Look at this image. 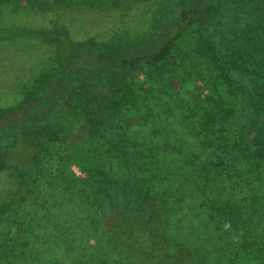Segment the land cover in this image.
I'll return each mask as SVG.
<instances>
[{
    "label": "trees",
    "instance_id": "1",
    "mask_svg": "<svg viewBox=\"0 0 264 264\" xmlns=\"http://www.w3.org/2000/svg\"><path fill=\"white\" fill-rule=\"evenodd\" d=\"M4 1L14 8L24 5L48 11L72 5L97 6L103 0ZM221 1L161 0L149 28L134 40H123L118 35L106 43L92 38L73 41L63 26L29 31L30 36L53 48V66L33 79L19 101L0 109V174L15 170L13 185L0 197V215L15 217L16 209L30 197L47 211L46 222L62 234L71 223L59 222L54 213L88 204L95 208L105 243L118 259L116 263L110 260L101 264H134L130 260H137L135 264H174L148 247L157 245L158 239L163 242L167 236L171 216H166L165 196L171 179L161 174L163 164L149 153L150 149H144L148 155L140 145L121 137V123L132 125L143 105L138 93L143 84L136 82L142 69H162L173 54L176 58L208 59L232 100L245 94L243 83L231 77L236 67L234 57L220 52L210 29L216 24ZM257 29L264 37V9ZM255 58L250 69L253 99L252 117L246 126L248 137L234 133L233 109H226L221 126L224 142L220 158L213 164L215 168L232 170L243 165L247 173L254 174L264 167V53ZM167 73L161 71L160 79L157 75L147 78L144 85L150 93H160L159 82L167 80ZM148 105L151 108V102ZM212 119L211 114H206L202 127L207 128ZM179 132L186 134L188 130L183 127ZM52 146L62 149L64 155L55 158L46 150ZM71 166L84 173V178L79 180ZM47 183L56 185L55 192L44 196ZM196 205V216L198 212V217L208 215L214 219L215 234L224 239L223 250L232 254L234 264H255V253L259 255L256 264H264V249L254 246L250 235L251 222L259 212L252 204L225 201L205 213ZM159 210L164 211L162 216ZM32 229L34 226L28 230ZM121 229L133 230L136 242L120 238L117 230ZM60 239H55V246L72 252L74 241ZM165 245L172 256L179 254L175 259L204 264L202 256L192 260L189 249L181 244H176V250L167 241Z\"/></svg>",
    "mask_w": 264,
    "mask_h": 264
},
{
    "label": "rangeland",
    "instance_id": "2",
    "mask_svg": "<svg viewBox=\"0 0 264 264\" xmlns=\"http://www.w3.org/2000/svg\"><path fill=\"white\" fill-rule=\"evenodd\" d=\"M160 1L103 0L97 6L72 5L45 11L24 5L14 8L0 0V109L19 101L33 79L53 66V48L40 38L30 36L29 31L63 26L73 41L92 38L106 43L118 35L123 40H134L149 28ZM263 9L264 0H222L216 24L210 28L220 52L234 57L236 67L231 77L243 83V96L232 100L226 84L205 58H176L173 54L164 61L162 69L143 68L136 79L138 85L143 84L142 91L138 92L143 105L132 125L121 123L120 132L130 143L140 145L143 150L150 149L149 153L163 164L161 174H168L171 179L165 196V210L169 213L165 215L171 216L167 236L163 242L158 239L157 245L148 246L167 262L189 264L182 258L175 259L179 254L172 256L171 250L166 249V241L170 246L173 244L172 250L177 249L176 244L187 247L194 261L202 256L204 264L235 262L232 254L223 250L224 239L215 234L214 219L208 215L198 217L197 211L195 215L196 197L202 213L225 201L252 204L259 212L251 222L250 235L254 246L264 249V167L255 171L258 178L256 173H247L248 168L243 165H236L232 170L213 167L223 147L221 126L226 109H233L234 133L241 138L248 137L246 126L252 117L253 99L250 69L255 56L264 53V37L257 29ZM161 71L168 72L167 80L159 82L160 93L156 94L155 90L150 93L145 81L153 75L160 79ZM206 114H211L213 119L204 129L202 123ZM183 127L188 130L186 134L179 132ZM46 150L55 158L64 155L56 146ZM34 161L40 164L37 158ZM71 171L79 180L85 176L75 166H71ZM14 173L15 170L10 169L0 174V197L13 185ZM47 184L49 188L42 193L44 196L55 192L56 185ZM93 209L81 204L80 208L55 212L59 222L71 223L66 232L60 234L46 222L47 211L26 197L16 209L15 217L7 219L0 215V264H101L110 260L116 263L118 259L105 243L102 224ZM163 212L159 210V215ZM30 226L34 229L28 230ZM117 235L136 242L133 230H117ZM65 237L68 242L74 241L72 252L55 246V239ZM258 257L255 253V264Z\"/></svg>",
    "mask_w": 264,
    "mask_h": 264
}]
</instances>
